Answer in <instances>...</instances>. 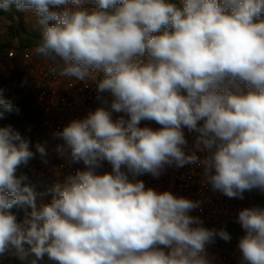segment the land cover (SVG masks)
Listing matches in <instances>:
<instances>
[{
    "label": "clouds",
    "instance_id": "1",
    "mask_svg": "<svg viewBox=\"0 0 264 264\" xmlns=\"http://www.w3.org/2000/svg\"><path fill=\"white\" fill-rule=\"evenodd\" d=\"M13 7L34 16L33 53L54 75H103L101 106L52 133L57 155L84 168L56 183L50 202L38 204L17 174L37 154L47 163V142L33 151L12 125L0 127V257L212 264L207 246L229 233L190 215L199 201L137 177L196 165L228 198L264 192V0H0V11ZM5 91L0 120L20 113ZM185 129L195 133L188 151ZM105 162L111 171L98 173ZM13 207L30 211L18 221ZM238 222L241 264H264V207L241 209Z\"/></svg>",
    "mask_w": 264,
    "mask_h": 264
},
{
    "label": "built area",
    "instance_id": "2",
    "mask_svg": "<svg viewBox=\"0 0 264 264\" xmlns=\"http://www.w3.org/2000/svg\"><path fill=\"white\" fill-rule=\"evenodd\" d=\"M20 13L24 26L31 31H37L34 16L27 12ZM34 47L0 52V78L5 81L8 88L27 96L41 116L34 140L36 143L47 142L48 161L33 164L31 175L34 183L53 187L56 183H63L68 175H74L78 169L82 170L84 165L66 164L54 151L56 144L61 141L53 139L52 133L62 130L72 119L83 118L89 111L101 106V102L96 98L95 79L102 78L103 74L93 72L83 82L54 75L50 71V62L34 55ZM118 115L120 114L114 113L113 118ZM140 126L154 129L160 127L152 121H142ZM184 131L189 144V149H186L188 151L192 147L195 133H189L187 129ZM97 171L101 174L110 172L111 166L105 162ZM137 179L144 181L146 187L158 192L170 191L178 197L199 201L200 206L190 212V215L198 217L205 227L212 224L239 223L238 213L241 209L264 207L258 204L252 191L245 192L243 199L228 198L218 191H213L211 185L203 180L202 168L196 165H186L182 168L166 166L159 177L144 174ZM36 193L38 204L50 202L53 196L51 189L39 190ZM11 211L16 214L17 220H23L26 211L30 209L20 208ZM207 252L212 264H241L240 250L227 251L210 243ZM0 264H21V261L15 256L4 255L0 257ZM41 264L53 262L45 257Z\"/></svg>",
    "mask_w": 264,
    "mask_h": 264
},
{
    "label": "trees",
    "instance_id": "3",
    "mask_svg": "<svg viewBox=\"0 0 264 264\" xmlns=\"http://www.w3.org/2000/svg\"><path fill=\"white\" fill-rule=\"evenodd\" d=\"M3 14L4 12L0 11V15ZM6 16L8 20H10L11 25L7 26L8 40H0V52L9 49H23L37 44L39 41V30L31 31L25 27L20 11H17L13 7L9 13L6 14ZM0 88L5 89L6 98L11 99L12 102L20 108L19 114H8L5 119L0 120V127L7 126L9 124L12 125L13 128L19 131L23 137L28 138L33 146L35 134L41 123L40 114L36 108L33 107L27 96L8 88L2 78H0ZM17 174H23L21 168L18 169ZM25 183L32 186L36 192L40 190V184L33 183L29 178L25 181ZM255 197L259 203L264 204V192L256 190ZM20 208L21 207H13L15 211ZM206 227L216 230L224 229L229 233L231 236L230 241H225L217 236L214 242H212L215 247L221 249L225 244L238 246L240 238L245 234V231L241 227L240 223L212 224Z\"/></svg>",
    "mask_w": 264,
    "mask_h": 264
},
{
    "label": "rangeland",
    "instance_id": "4",
    "mask_svg": "<svg viewBox=\"0 0 264 264\" xmlns=\"http://www.w3.org/2000/svg\"><path fill=\"white\" fill-rule=\"evenodd\" d=\"M8 12H4L3 15H0V40H8V30H7V26H10L11 25V22L10 20H8L6 14H8ZM35 140H34V145L32 146V150L35 151ZM48 161V159H47ZM36 162L38 163H45L44 161H42V159L40 158L39 154L36 155V157L32 160L29 161V163L26 165V166H21V170H22V173L24 175H26L32 182H33V176L31 175V168H32V165L35 164ZM35 182V181H34ZM33 182V183H34ZM37 184H40V190H46V189H53V187H50V186H45L43 185L42 183H37ZM255 191L256 189L252 190V192L254 193L255 195ZM258 202V201H257ZM259 205H264V204H261L258 202ZM222 249L224 250H227V251H238L239 248L238 246H235V245H230V244H225L222 246Z\"/></svg>",
    "mask_w": 264,
    "mask_h": 264
}]
</instances>
